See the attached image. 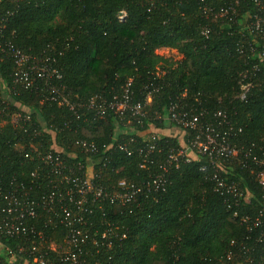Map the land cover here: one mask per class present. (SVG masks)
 <instances>
[{
	"label": "trees",
	"instance_id": "1",
	"mask_svg": "<svg viewBox=\"0 0 264 264\" xmlns=\"http://www.w3.org/2000/svg\"><path fill=\"white\" fill-rule=\"evenodd\" d=\"M221 9L227 10L224 16ZM122 11L124 20L118 17ZM255 17L264 18V0H0L2 46L32 57L48 55L61 76L34 78L26 87L15 81L9 49L0 51V177L3 183L11 176L29 182L35 172L31 196L41 200L54 193L34 221L47 243L64 242L66 210L85 239L78 264H242L247 256L264 264V188L251 159L264 150V85H255L247 101L236 97L241 76H251L264 42L250 30ZM161 49H174L182 58L159 56ZM51 86L59 100H50ZM126 87L142 114L127 111L120 117L106 109L99 117L102 99L120 100ZM63 99L68 103L59 104ZM171 107L202 112L201 123L228 131L239 155L219 168L202 157L169 159L188 146L193 132L182 129L180 139L143 132L176 125ZM218 111L241 132L232 136ZM14 115L29 121L14 125ZM83 142L95 150L85 151ZM149 145L153 149L141 166ZM54 146L70 155L66 161L78 175L91 166L95 185L115 191L124 180L140 185L143 195L123 206L89 201L82 220L75 221L77 189H70L72 197L65 184L52 182L51 169L30 151L36 147L43 154ZM216 172L244 192L239 204L231 194L215 191ZM161 173L164 187L146 189ZM31 240L15 236L2 242L16 248Z\"/></svg>",
	"mask_w": 264,
	"mask_h": 264
},
{
	"label": "built area",
	"instance_id": "2",
	"mask_svg": "<svg viewBox=\"0 0 264 264\" xmlns=\"http://www.w3.org/2000/svg\"><path fill=\"white\" fill-rule=\"evenodd\" d=\"M257 1V0H255ZM227 10L221 9L220 15L224 16ZM234 13V11H233ZM119 19L124 20L126 17L125 12L119 13ZM250 30L257 36L264 37V18L255 17V21L251 23ZM207 33V31H204ZM256 42V40L254 39ZM4 46L9 49L11 56L14 58L16 64L15 81L23 83L26 87L30 86L34 78L42 80L59 79L61 76L58 73L56 67H54L53 59L43 55L40 57H32L23 54L20 50L14 49L12 45L5 44ZM2 44L0 43V51H3ZM251 52H255L251 43H249ZM256 63L252 66L251 76L243 74L239 82V91L236 97L240 101H247L252 89L255 85H264V42L260 45V48L256 50ZM50 100H59L58 89L51 86ZM150 101V98H148ZM68 103L66 99L59 101V104ZM94 103V100L91 101ZM71 107V106H70ZM97 114L99 117H103L106 109H111L115 114L123 117L127 111H130L133 115H141L140 103L132 104L130 100V91L128 87L124 89V93L120 100L114 97L109 103L104 99L96 106ZM200 113H188L178 112L175 107H171L169 111V117L176 123L180 129H188L193 132V139L189 141L188 146H184L176 154L171 153L169 159L174 162H178L179 159H183L185 162H190L193 158H205L209 165H213L215 168H219L220 162L228 159H234L239 155L240 149L235 146V143L228 141V131L222 132L218 126H212V124H202ZM217 117L222 118L226 125H229V129L232 130V136H236L241 132V128L236 129L235 126L225 120V114L222 111H218ZM20 121H29L28 116L14 115L11 117V122L14 125L21 123ZM221 124V123H220ZM25 131V130H24ZM26 132V131H25ZM53 133V132H52ZM38 134L34 131V135ZM153 139L155 136L152 137ZM82 147L85 151L91 152L95 148L92 144L82 143ZM54 150H49L46 153L41 154L36 147H31V153H35L36 158L39 159L44 166L49 167L53 173L54 178L52 182L60 185L65 184V188L69 190L70 196L72 190L77 189L79 199L76 200L77 215L75 221L82 220V214L88 211V202L92 204L95 202L109 201L110 203H119L122 206L129 201L135 202L139 195H143V191L140 185H135L124 180L117 182V185L113 191H106L102 186H97L92 182L94 177L91 166H86L84 173L78 175L73 167L66 161L68 157L62 155V150L58 147H53ZM153 149L152 145L146 149L144 161L141 166L146 164V156L148 152ZM139 152H142L140 150ZM128 154H131L128 153ZM29 152L25 154L28 157ZM251 159L256 165L254 175L257 183L264 188V150L260 154H251ZM78 170H82L83 165L78 162L76 164ZM165 172L167 169L163 167ZM201 171H205V166H201ZM163 171V172H164ZM36 173L30 174L29 182H26L22 177L11 176L6 178V182L2 181L0 177V261L4 264H14L17 260H23L21 264H78L81 260L82 244L84 238L81 237V230L76 229L73 220L68 221L69 213L65 210L64 221L65 226L68 228V234L62 244L55 246L54 243H47L41 230H38L35 226V219L38 218L39 208L44 211L47 208V203L52 202L54 193H50L46 199L42 196L41 200H38L31 196V191L34 188L35 181L31 177H35ZM165 173L156 175L151 182L147 183L146 189L151 186L153 189H162L167 182ZM4 179V177H3ZM215 182V191H220L221 194L229 193L233 197L235 205L239 204V201L244 197V192L239 190L236 184L226 183L218 177L217 172L213 176ZM69 185V186H67ZM71 187V188H70ZM150 190V189H149ZM145 194V193H144ZM75 195V194H74ZM89 196V197H88ZM73 197V196H72ZM90 199V200H88ZM236 214V213H235ZM248 218L243 217L242 221L247 222ZM257 225V224H255ZM21 237L26 240L32 239L31 244L28 247L24 245H18L16 248H11L8 244L2 242L3 238ZM87 238V235H85ZM38 242V243H37ZM45 247L44 245H48ZM51 250L56 253V257H50L47 250ZM3 260V261H2ZM240 263L242 264H261L251 257L243 258Z\"/></svg>",
	"mask_w": 264,
	"mask_h": 264
},
{
	"label": "rangeland",
	"instance_id": "3",
	"mask_svg": "<svg viewBox=\"0 0 264 264\" xmlns=\"http://www.w3.org/2000/svg\"><path fill=\"white\" fill-rule=\"evenodd\" d=\"M159 56H164L171 58L175 61H179L182 58L181 54H178V52L174 49H161L156 51ZM143 133H149L150 135H171V136H176L179 139L182 137L183 132L182 129H180L176 125H167L165 129H153L149 128L146 132Z\"/></svg>",
	"mask_w": 264,
	"mask_h": 264
}]
</instances>
